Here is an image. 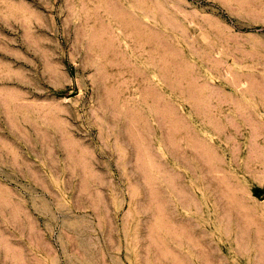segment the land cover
Listing matches in <instances>:
<instances>
[{
	"label": "rangeland",
	"instance_id": "374dc122",
	"mask_svg": "<svg viewBox=\"0 0 264 264\" xmlns=\"http://www.w3.org/2000/svg\"><path fill=\"white\" fill-rule=\"evenodd\" d=\"M0 264H264V0H0Z\"/></svg>",
	"mask_w": 264,
	"mask_h": 264
}]
</instances>
